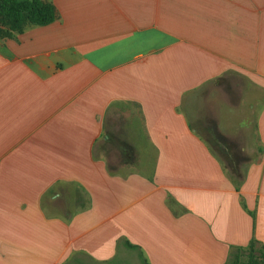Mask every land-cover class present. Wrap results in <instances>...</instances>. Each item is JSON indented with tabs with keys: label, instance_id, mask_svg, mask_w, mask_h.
Wrapping results in <instances>:
<instances>
[{
	"label": "crops",
	"instance_id": "1",
	"mask_svg": "<svg viewBox=\"0 0 264 264\" xmlns=\"http://www.w3.org/2000/svg\"><path fill=\"white\" fill-rule=\"evenodd\" d=\"M43 1L0 40V264L264 257V0Z\"/></svg>",
	"mask_w": 264,
	"mask_h": 264
},
{
	"label": "trees",
	"instance_id": "2",
	"mask_svg": "<svg viewBox=\"0 0 264 264\" xmlns=\"http://www.w3.org/2000/svg\"><path fill=\"white\" fill-rule=\"evenodd\" d=\"M54 8L43 0H0V40L11 36L13 32H22L26 25L46 26L54 20ZM248 249L247 264H259L254 259L252 243ZM125 246L138 249L129 243ZM239 255H232L231 264H239ZM139 258L143 264H147L142 254Z\"/></svg>",
	"mask_w": 264,
	"mask_h": 264
},
{
	"label": "rangeland",
	"instance_id": "3",
	"mask_svg": "<svg viewBox=\"0 0 264 264\" xmlns=\"http://www.w3.org/2000/svg\"><path fill=\"white\" fill-rule=\"evenodd\" d=\"M255 255L259 256V251H256ZM258 261H259V264H264V257H259ZM113 264H121V263L119 261H115ZM130 264H131V262H130ZM136 264H140V263L137 261ZM239 264H247V255H246V253L240 259Z\"/></svg>",
	"mask_w": 264,
	"mask_h": 264
}]
</instances>
